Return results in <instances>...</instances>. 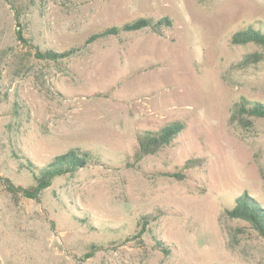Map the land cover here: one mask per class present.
<instances>
[{"label": "rangeland", "instance_id": "obj_1", "mask_svg": "<svg viewBox=\"0 0 264 264\" xmlns=\"http://www.w3.org/2000/svg\"><path fill=\"white\" fill-rule=\"evenodd\" d=\"M141 17L171 26L87 43ZM247 26L264 31V0H0V264H264V239L224 214L242 195L264 207V118L231 120L264 103V60L240 64L264 50L231 42ZM177 121L137 159L138 133ZM73 148L92 164L23 195L28 161Z\"/></svg>", "mask_w": 264, "mask_h": 264}, {"label": "trees", "instance_id": "obj_2", "mask_svg": "<svg viewBox=\"0 0 264 264\" xmlns=\"http://www.w3.org/2000/svg\"><path fill=\"white\" fill-rule=\"evenodd\" d=\"M18 15V14H17ZM16 18L18 19V16ZM171 26L168 17L160 18L156 21L148 18H137L131 22L123 23L119 26H110L97 33L92 34L87 43L94 42L98 39L109 36H117L121 33L135 32L145 28H151L155 32H160L162 28ZM17 37L23 40L20 32ZM231 42L234 44L254 43L264 50V31L261 28L247 26L232 35ZM70 52L58 53L53 50L37 51L36 58L44 60H57L68 56ZM264 60V52H252L243 57L240 64L247 66ZM243 116H253L264 118V103L257 100H249L241 98L234 106L231 120H242ZM185 128L183 122L177 121L165 125L157 130H144L136 136L137 142V159H141L147 155H153L160 150L168 147L175 137ZM93 157L90 151L78 148L69 149L68 151L55 156L46 165H35L28 161L25 170L31 175L34 184L21 190L25 197L36 199L41 192L48 188L53 178L62 176L67 173H73L78 169L92 164ZM175 176V175H173ZM224 214L230 219H237L246 222L249 226L264 239V207H262L253 198L247 195L239 196L235 200V205L231 209L224 211ZM153 216L146 215L141 217V229L139 236L146 231V227ZM229 236L233 237L234 233L229 229ZM156 246L165 254L170 251L161 241L156 242Z\"/></svg>", "mask_w": 264, "mask_h": 264}]
</instances>
